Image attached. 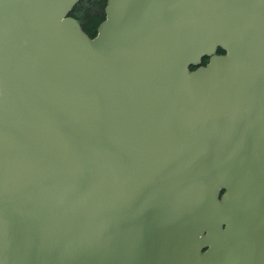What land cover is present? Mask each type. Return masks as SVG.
<instances>
[{
	"label": "water",
	"instance_id": "1",
	"mask_svg": "<svg viewBox=\"0 0 264 264\" xmlns=\"http://www.w3.org/2000/svg\"><path fill=\"white\" fill-rule=\"evenodd\" d=\"M80 1L0 0V264H264V0Z\"/></svg>",
	"mask_w": 264,
	"mask_h": 264
},
{
	"label": "trees",
	"instance_id": "2",
	"mask_svg": "<svg viewBox=\"0 0 264 264\" xmlns=\"http://www.w3.org/2000/svg\"><path fill=\"white\" fill-rule=\"evenodd\" d=\"M108 0H81L71 11L81 25L83 31L93 38L97 35L100 24L106 17Z\"/></svg>",
	"mask_w": 264,
	"mask_h": 264
},
{
	"label": "flooded vegetation",
	"instance_id": "3",
	"mask_svg": "<svg viewBox=\"0 0 264 264\" xmlns=\"http://www.w3.org/2000/svg\"><path fill=\"white\" fill-rule=\"evenodd\" d=\"M215 53L218 54V55H225L226 54V50L224 48H222L221 46H218ZM208 60H209V57L203 58V65L204 64L206 65ZM191 69H194V67H191Z\"/></svg>",
	"mask_w": 264,
	"mask_h": 264
}]
</instances>
